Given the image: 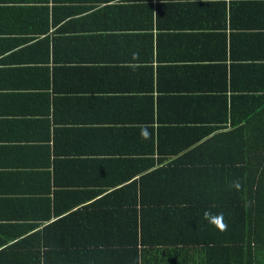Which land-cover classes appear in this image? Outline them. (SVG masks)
<instances>
[{
  "label": "crops",
  "instance_id": "obj_1",
  "mask_svg": "<svg viewBox=\"0 0 264 264\" xmlns=\"http://www.w3.org/2000/svg\"><path fill=\"white\" fill-rule=\"evenodd\" d=\"M224 1L225 17L216 5L210 22L188 14L187 30L174 32L146 27L147 0H0V264H194L202 244L186 239L80 232L102 226L93 203L158 194L146 192L152 174L182 169L212 126L195 100L243 95L231 70L264 51V0ZM160 175L170 188L188 180ZM42 210L69 211L45 219ZM73 210L74 237L35 238ZM113 217L111 229L129 226L125 210Z\"/></svg>",
  "mask_w": 264,
  "mask_h": 264
},
{
  "label": "trees",
  "instance_id": "obj_2",
  "mask_svg": "<svg viewBox=\"0 0 264 264\" xmlns=\"http://www.w3.org/2000/svg\"><path fill=\"white\" fill-rule=\"evenodd\" d=\"M147 1L150 3L145 6L146 27L154 23L157 31L187 30V21L191 20L188 14L203 16L206 13L210 22L211 7L216 5L223 7V17L227 13L224 0ZM250 57L251 62H246V58L231 70V76L235 69L240 71L241 97L230 103L215 96L209 102L194 101L193 110L211 111L212 126L207 134L203 132L194 139V149L181 160L179 166L182 169H164L152 174L157 178L155 186H150L149 192L147 186L146 192L158 194H148L147 198L140 200L134 195L128 200L106 199L93 203L102 226L96 232L82 230L81 238L186 239L202 244L192 248L194 264H264V51ZM204 67H208L209 75L214 76V70L219 68L215 64ZM187 103L191 104L190 101ZM225 117L230 118L233 133L224 132ZM224 147L227 150H222ZM225 153L229 156L225 157ZM161 173L170 174L167 179L185 173L188 180L178 181L170 188L161 184ZM227 177L231 180L226 181ZM146 178L150 180L151 175L147 174ZM233 181L240 182L239 191L230 187ZM129 188L131 186L124 188L125 192ZM121 193L117 190V194ZM118 210L129 214V226L111 229L107 221L116 219L113 213ZM205 210L223 213L227 230L221 232L204 221L202 214ZM42 211L44 218L49 219L54 213L60 216L69 210ZM75 211L45 225L43 230L35 233V238L74 237L68 221ZM77 212L84 213V210ZM167 220H178V230L162 227L161 221Z\"/></svg>",
  "mask_w": 264,
  "mask_h": 264
},
{
  "label": "clouds",
  "instance_id": "obj_3",
  "mask_svg": "<svg viewBox=\"0 0 264 264\" xmlns=\"http://www.w3.org/2000/svg\"><path fill=\"white\" fill-rule=\"evenodd\" d=\"M141 138L147 139L149 138V134L146 131H142ZM230 187L239 191L241 189V184L239 181H233ZM202 219L221 232L227 230V224L224 222L223 213H213L210 210H205L202 214Z\"/></svg>",
  "mask_w": 264,
  "mask_h": 264
}]
</instances>
